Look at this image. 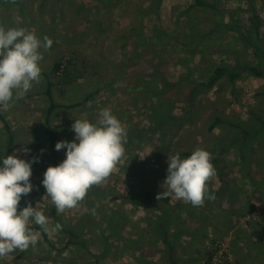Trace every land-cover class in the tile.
I'll return each mask as SVG.
<instances>
[{"label": "rangeland", "instance_id": "obj_1", "mask_svg": "<svg viewBox=\"0 0 264 264\" xmlns=\"http://www.w3.org/2000/svg\"><path fill=\"white\" fill-rule=\"evenodd\" d=\"M11 1L0 0V26L6 29L23 27L37 36L42 33L53 41L51 48L43 53V60L40 62L42 72H48L53 62L67 56L71 51L77 52L80 62L83 60L87 62L88 68L84 77L67 87L63 95L60 96L57 92L55 97L57 103L65 105L81 104L87 97L90 98L79 107L61 109L54 113L52 123L60 134L61 141L74 140L75 133L71 130V125L75 119H87L95 123L103 108L110 109L127 133L146 124L143 112L147 109V94L135 88L142 85V82L137 80L143 72L149 70L150 60L157 61L172 78L179 76L182 70L181 64L195 68V77L207 78V73L218 65L237 66V62L256 65L254 46L258 44L260 47L259 41H256L258 32L262 34L261 47L264 49V0H250L256 7V16L250 10L247 0H204L215 8L209 10L208 14L212 16L209 17L213 22L220 21L219 31L215 35H210L202 45L197 43L193 47L190 43L195 40L197 30L186 25L188 19L181 16L193 4V0H167L162 3L158 18L152 17L146 26L143 44H137L134 38L126 40L121 36L138 25L140 11L146 8L148 0H117L113 2L110 10L104 12L99 8L98 0H20L23 10L11 4ZM24 13L27 18L23 16ZM200 13L202 10H196L193 14L195 22H199ZM96 18L105 32L99 39L93 40L91 33L95 28L93 25ZM211 24L213 23H203L201 27H205V31L210 32ZM189 30L193 33H189ZM260 62L264 64V59L261 58ZM43 84L42 78L39 84L34 83L26 94L20 96H16L14 91L15 103L4 117L17 136L12 154L15 152L19 158L28 161L33 160V156L38 158V162L32 163L30 182L33 190L27 196H22L17 211L22 210L29 202L33 207L40 203L39 208L52 227L55 226L52 217L54 204L45 196L46 189L42 180L46 169L54 165L48 160V148L42 147L40 142L34 144L33 136L27 133L33 125V120L37 118L33 112L46 108L43 97L33 95L39 90L43 91ZM28 94L33 95L29 100L25 98ZM171 95L174 109L183 110L185 90H175ZM223 111L232 114L231 116L240 123H244L247 119L249 122L250 119L254 120L252 115L264 118V80H257L244 74L233 87L221 81L210 92H201L195 100L192 122L185 120L181 127L179 126L181 122L172 123L174 129L171 135L176 134L172 142L167 143L169 137L167 136L164 141L158 134L146 136L142 141L136 139L130 145L126 142L123 157L103 183L92 186L84 200L75 208L65 209L59 214L56 211L62 224L77 230L85 228L86 233L83 232V238L89 242L90 254L73 247L66 248L67 237L60 231L48 233V243L36 233L38 239L34 247L30 245L27 251L16 250L10 253L0 258V264H97L95 256L102 251V239L111 230L112 218L116 216L120 222H128L141 228H145L146 225V211L140 206L131 204L127 197L131 189L139 190V183L129 171V163L137 161L135 163L140 162L145 170L157 171L161 175L157 179L158 186L164 191L162 184L167 176L168 155L197 147L212 154V150L216 147L212 142L213 137H218L219 141L224 142L229 137V133L233 132L225 129H215L211 134L207 132L211 116H217ZM20 130L23 132L20 133ZM2 132L0 123V133ZM0 139L4 144L6 143V139L1 136ZM24 147H28L30 152L19 151ZM41 149L44 151L41 152ZM66 151L61 149L63 161L66 159ZM249 157L250 160L262 164L264 143L257 144L249 153ZM244 167L245 164L240 163L235 150L232 149L226 156L224 181L229 188L231 186V190L234 185L239 190L236 192L239 201L230 203L231 211L228 215L226 214L227 205L229 206L228 197L220 198L216 204L204 203L201 207V211L207 217L204 219H208L211 224L207 239L204 240L205 247L207 246L206 253L213 239L225 240L223 250L212 264L222 263L218 256L225 250L230 253L231 244H236L243 255L247 254L245 249L247 250L250 241L254 249H259L258 254L250 253L253 263L264 264V246L260 245L264 242V231L258 233L257 230L260 228L256 229L252 225L254 215L264 211L262 209L264 208V171L261 169L258 171L253 163H249L246 169ZM209 183L212 184L213 190L222 186L216 176L212 177ZM167 199L168 202L177 201L174 196ZM250 205L254 206V211L252 214H247ZM33 225L35 224L30 222L29 227ZM247 239L250 241L247 242ZM138 241L142 242L143 239ZM180 241L182 247L177 253L184 258L183 246L190 248L189 244L192 241L188 237H182ZM149 242L150 245L162 249L159 242L156 245L151 240ZM128 247L124 250L118 249L115 245L98 264H138L136 257L139 251H133L138 247L134 244ZM195 250L196 248L191 247L190 252L187 251L189 252L186 255L187 260H195L187 264H205V259L198 257ZM65 251L70 253L67 259L62 257ZM159 257L157 255L151 259L148 255L146 259L159 262Z\"/></svg>", "mask_w": 264, "mask_h": 264}, {"label": "trees", "instance_id": "obj_2", "mask_svg": "<svg viewBox=\"0 0 264 264\" xmlns=\"http://www.w3.org/2000/svg\"><path fill=\"white\" fill-rule=\"evenodd\" d=\"M117 0H98L99 8L101 11L110 10L112 8L113 2ZM167 0H148L149 2L144 10L140 11V17L138 19V25L129 30L128 33L121 36L122 39H132L134 38L137 44H143L145 41L144 33L146 26L149 24L150 19L153 17L158 18L159 7L162 3H165ZM193 4L187 8L181 16H184L188 19V24L193 30H197L195 37L190 44H200L202 45L206 39L211 35L217 34L219 31L220 21L213 22L209 16V10H214L212 4L204 0H193ZM249 2V7L254 16H256V7L253 6V2ZM13 5H17L23 10V5L20 0H12L10 2ZM4 4V3H2ZM6 5V4H5ZM196 10H202L200 13L199 22H195ZM192 11V12H191ZM25 18L27 16L23 14ZM212 17V16H211ZM257 20V17L255 18ZM95 27L91 33L92 39L97 40L99 37L104 34L105 30L101 28L99 20L96 18L94 20ZM211 22L212 28L210 32L205 31V27H201L203 23ZM189 30V33L193 31ZM43 34H39L38 37L43 38ZM161 37V35H159ZM187 39V38H186ZM256 41H259L260 47L258 44H255L254 51L256 53V65L249 64H239L237 66L231 65H218L213 67L206 75L207 78H197L194 76L196 73L195 68L187 65L181 64L182 70L177 78H172L166 72L165 69L161 68V65L153 60L149 61V70L143 72L139 78L138 82H142V85L136 86V90L145 91L147 94V109L143 112L145 116V122L143 126L133 129L130 133H127V144H133L136 139L142 141L146 136L149 135H159L166 140L167 136L169 137L168 142H172L176 134L171 135L174 127L172 123H180V127L185 120L192 122L194 114L195 100L201 92L206 93L210 92L219 82L224 81L226 85L233 87L236 82L245 74L251 78L257 80H264V64L260 62V59H264V49L261 47L262 34L258 32L256 34ZM136 44V45H137ZM134 44V46H136ZM135 54V52H134ZM79 62V63H78ZM87 62L79 61L78 54L76 51H71L67 56H63L57 61L53 62L51 68L48 72H42L43 78V91L39 90L33 95L43 97L45 101L46 108L42 110H35L34 112L39 113V123L41 126L32 130V134L35 138H40L43 142V145L48 147V160L52 165L57 166L63 162L61 156V150L57 151L55 145L60 140V134L58 131H55L53 128V115L55 112L65 109L69 110L74 107H79L89 101L87 97L81 104H72L65 105L57 103L55 97H57V92L61 96L64 93V90L67 87L72 86L76 81L84 77L85 71L87 70ZM139 84V83H137ZM175 90H185V103L183 110H175L172 102V95ZM41 91V92H40ZM32 94L25 96L26 99H31ZM7 112H0V123L2 124V134L0 136L3 139H6L4 144L0 139V166H2V160L7 155H12V150L14 142L17 138L16 134L12 131L9 121H7L4 115ZM232 115V114H231ZM230 114L225 113L224 111L217 116H211V119L208 121L209 126L207 128L208 133H212L215 129L220 130H232L231 134L226 140L219 141L218 137H213L212 142L215 144L214 150H212V163L216 169V177H218L219 182L222 186L213 190L212 184L208 182L209 192L215 195L214 200H208L205 203L216 204V202L222 197H228L229 206L227 205V215L229 214L230 203H235L238 200L236 192L239 190L233 186L226 185V156L232 151L235 150V153L238 156L240 163L245 164V169L249 163L256 165L261 171H264V162L259 164L257 161L250 160L249 153L253 151L255 146L259 143H264V118L252 115L254 120L247 119L244 123H240L235 120ZM194 124V123H193ZM173 127V128H172ZM23 130H20V133ZM213 135V134H212ZM135 139V140H134ZM216 141V142H215ZM166 143V142H165ZM169 148V145L168 147ZM195 149L188 148L187 150L180 152L182 159L187 158L192 154ZM249 157V158H248ZM137 161L130 162L129 168L130 173L135 176L136 181L139 183V190L131 189L128 193V200L131 204L142 207L145 213L146 225L145 228L134 226L128 222H120V220L115 216L112 218V227L107 235L103 237V246L100 254L95 256V261L97 264L105 258L111 251V248L116 245L118 249L126 250L130 245H136L138 249L133 251H139L136 260L138 264H187L193 263L195 260H187L186 255L189 254L190 248H196L195 254L202 259H205V264H212L216 259V256L223 250V241L222 238L213 239L210 242V246L207 248L209 250L206 253V247L204 240L207 239V233L211 228V224L208 222V219L203 212L201 207H193L190 203L177 200L173 202H168V197L163 198L158 201L156 196L158 193L163 192L158 186L157 179L161 175L156 172H150L151 170H145V167L140 165V162L136 164ZM156 170V169H155ZM255 187L257 188V181H255ZM254 206H249V211L247 212L252 214L254 211ZM56 207L54 205L52 210V217L56 224H59L60 232L67 237L66 248L73 247L76 250L84 251L88 254V241L83 238V232L85 228H76L64 225L61 223V219L57 216ZM94 212V211H93ZM252 225L259 227V231H264V211H260L254 215V220ZM251 225V224H250ZM35 233H38L42 239L48 243V233H45L41 230L39 225L30 226ZM188 237L192 241L189 246H183L184 258L178 255V250L182 247L180 238ZM139 239H143L142 242H139ZM159 242L162 245V249H158L156 246L150 245L149 240ZM260 239V238H259ZM258 239V241H259ZM248 240V239H247ZM248 240L247 242H249ZM102 243L101 241H99ZM197 242V243H194ZM261 243V242H259ZM115 244V245H113ZM194 244V245H192ZM260 245L264 246V242ZM229 249V247H228ZM130 250V249H129ZM132 250V249H131ZM189 250V252H187ZM247 254L243 255L242 251L236 244H231L230 253L228 251H223L220 256H218L221 264H254L250 256V253L256 252L259 253V249H254L251 241L247 246L245 252ZM205 254L203 255V253ZM233 257H232V255ZM150 256L151 259L159 255V262L154 260H147L146 257ZM243 255V256H242ZM233 259V263H231Z\"/></svg>", "mask_w": 264, "mask_h": 264}, {"label": "clouds", "instance_id": "obj_3", "mask_svg": "<svg viewBox=\"0 0 264 264\" xmlns=\"http://www.w3.org/2000/svg\"><path fill=\"white\" fill-rule=\"evenodd\" d=\"M52 44L48 36L41 39L26 28L0 26V112L9 111L15 103L14 91L16 96L24 95L34 83L41 82L40 62ZM71 130L75 133L72 142L59 141L55 145L57 151L67 150L66 159L57 166H49L42 180L45 196L51 199L58 214L75 208L92 186L103 183L110 176L123 157L127 142L125 127L108 108L100 110L95 123L75 119ZM19 151L29 153L30 149L24 147ZM212 159V154L200 147L184 159L180 153L168 155L167 176L162 184L164 191L158 193L156 199L160 201L174 196L193 207H202L205 200H214L215 195L208 188V182L216 175ZM34 162H38V158L28 161L19 158L15 152L2 160L0 258L16 250L27 251L30 245H36L38 237L29 227L30 222L39 225L45 233L60 230L59 224L49 226L48 218L39 208L40 203L33 207L29 202L17 211L22 196L33 190L30 177ZM69 256L68 251L62 253L65 259Z\"/></svg>", "mask_w": 264, "mask_h": 264}, {"label": "crops", "instance_id": "obj_4", "mask_svg": "<svg viewBox=\"0 0 264 264\" xmlns=\"http://www.w3.org/2000/svg\"><path fill=\"white\" fill-rule=\"evenodd\" d=\"M34 114H36L37 115V118L35 119V120H33V125L31 126V128H29V130L27 131V133H29V134H31V136H33V139H34V141H33V143L34 144H37V142H40L42 145V147L44 146V147H47V146H45V145H43V142L41 141V139L40 138H35V136L32 134V130H34L35 128H39L40 126H41V123H39V113H37V112H33ZM37 126V127H36ZM53 128H54V126H53ZM54 130L55 131H57L55 128H54ZM48 148V147H47ZM33 158H37V156L35 157V156H33L32 157V159Z\"/></svg>", "mask_w": 264, "mask_h": 264}, {"label": "built area", "instance_id": "obj_5", "mask_svg": "<svg viewBox=\"0 0 264 264\" xmlns=\"http://www.w3.org/2000/svg\"><path fill=\"white\" fill-rule=\"evenodd\" d=\"M262 209H264V208H262Z\"/></svg>", "mask_w": 264, "mask_h": 264}]
</instances>
